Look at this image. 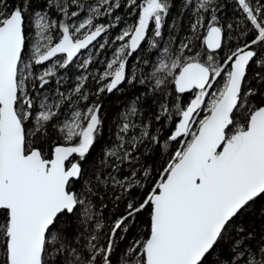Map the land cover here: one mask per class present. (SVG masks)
Listing matches in <instances>:
<instances>
[{"label": "snow or ice", "instance_id": "obj_1", "mask_svg": "<svg viewBox=\"0 0 264 264\" xmlns=\"http://www.w3.org/2000/svg\"><path fill=\"white\" fill-rule=\"evenodd\" d=\"M0 264H264V0H0Z\"/></svg>", "mask_w": 264, "mask_h": 264}]
</instances>
